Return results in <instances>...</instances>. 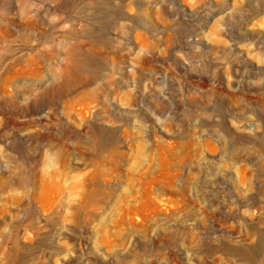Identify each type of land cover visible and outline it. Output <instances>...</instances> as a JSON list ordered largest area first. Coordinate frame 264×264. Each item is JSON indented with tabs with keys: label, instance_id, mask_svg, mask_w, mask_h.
Segmentation results:
<instances>
[{
	"label": "rangeland",
	"instance_id": "1",
	"mask_svg": "<svg viewBox=\"0 0 264 264\" xmlns=\"http://www.w3.org/2000/svg\"><path fill=\"white\" fill-rule=\"evenodd\" d=\"M0 264H264V0H0Z\"/></svg>",
	"mask_w": 264,
	"mask_h": 264
},
{
	"label": "built area",
	"instance_id": "2",
	"mask_svg": "<svg viewBox=\"0 0 264 264\" xmlns=\"http://www.w3.org/2000/svg\"><path fill=\"white\" fill-rule=\"evenodd\" d=\"M18 222V220H16L15 222H14V224H16Z\"/></svg>",
	"mask_w": 264,
	"mask_h": 264
}]
</instances>
